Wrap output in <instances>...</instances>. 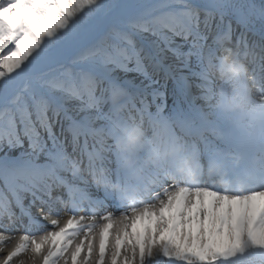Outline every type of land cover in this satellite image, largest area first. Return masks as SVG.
Returning <instances> with one entry per match:
<instances>
[{"label":"snow or ice","instance_id":"snow-or-ice-1","mask_svg":"<svg viewBox=\"0 0 264 264\" xmlns=\"http://www.w3.org/2000/svg\"><path fill=\"white\" fill-rule=\"evenodd\" d=\"M0 264H264V0H0Z\"/></svg>","mask_w":264,"mask_h":264},{"label":"bare ground","instance_id":"bare-ground-1","mask_svg":"<svg viewBox=\"0 0 264 264\" xmlns=\"http://www.w3.org/2000/svg\"><path fill=\"white\" fill-rule=\"evenodd\" d=\"M169 103H170V101H169Z\"/></svg>","mask_w":264,"mask_h":264}]
</instances>
